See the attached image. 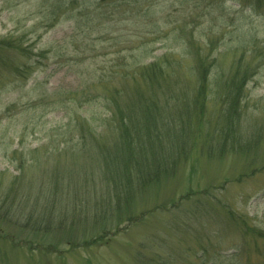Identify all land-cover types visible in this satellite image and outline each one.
Here are the masks:
<instances>
[{
	"label": "rangeland",
	"instance_id": "rangeland-1",
	"mask_svg": "<svg viewBox=\"0 0 264 264\" xmlns=\"http://www.w3.org/2000/svg\"><path fill=\"white\" fill-rule=\"evenodd\" d=\"M10 36L26 51L0 50L8 63L0 61V182L5 187L19 173L18 155L43 158L54 152L51 160L84 165L83 151L73 152L76 159L68 162L65 148L77 137L66 132L70 109L55 104L64 101L100 124L109 110L98 93L111 84L113 72L168 58L171 78L181 70L192 84L200 55L214 60L211 77L228 75L240 60L255 71L233 134L238 146L223 139L224 132L218 136L214 123L221 105L213 98L222 89L212 85L205 105L210 122L194 127L187 158L123 209L124 216L128 210L139 216L136 221L121 225L107 244L73 248L63 243V251L46 253L42 244L33 250L20 246V233L15 240L1 237L13 227L0 219V264H264L259 234H264V0H0V38ZM9 60L29 67L14 76ZM175 61L181 65L176 72L169 67ZM113 84L126 85L119 79ZM87 87L98 97L80 105L73 100L76 90ZM100 133L102 142L112 137L111 131ZM94 171L98 179L102 170ZM42 191L37 183L31 194ZM56 233L50 239L64 234Z\"/></svg>",
	"mask_w": 264,
	"mask_h": 264
},
{
	"label": "trees",
	"instance_id": "trees-1",
	"mask_svg": "<svg viewBox=\"0 0 264 264\" xmlns=\"http://www.w3.org/2000/svg\"><path fill=\"white\" fill-rule=\"evenodd\" d=\"M99 1L103 3L104 0ZM11 38H0V50L26 51L23 43L18 39L11 41ZM167 59L134 70L113 72L111 84H106L98 93L100 102L109 110L100 124H94L79 109L64 101L55 104L64 103L70 109L66 132L77 137L65 148L67 154H71L68 162L76 159L73 152L82 151L87 160L76 167V160L69 165L59 159L51 160L50 156H56L54 152L46 153L43 158L18 155L17 161H20L16 170L19 173L14 175V181L6 187L0 182V219L13 227L3 230L6 233L1 237L13 236L15 240V233H20V246L33 250L42 244L46 253L61 252L63 243L73 248L107 244L115 230L139 217L131 210L124 216L125 206L130 207L147 186L175 173L176 164L181 158H187L192 145L191 134L210 122L205 105L211 98L208 92L212 93L209 89L212 85L222 89L219 97L213 98L221 105L214 123L219 126L218 136L224 132L221 137L230 141L232 147L238 146L233 134L239 130L241 105L254 66L240 60L232 65L228 75L211 77L215 62L200 55L195 82L191 84L179 74L181 70L177 77L171 78ZM1 60L6 62L0 55ZM10 64L14 76H21L29 67L26 62ZM176 66L181 68L178 61L169 65L174 72ZM116 79L126 85L113 84ZM91 91V87L76 90L73 100L80 105L93 104L98 96L94 98ZM106 130L112 132V137L102 142L97 133L101 135ZM67 166L71 167L66 171ZM95 168L102 170L98 179ZM26 178L28 184H25ZM96 181L103 195L98 194ZM37 183L46 191L34 196L31 193ZM89 184L93 189L87 188ZM56 232L64 234L56 240L50 239Z\"/></svg>",
	"mask_w": 264,
	"mask_h": 264
}]
</instances>
